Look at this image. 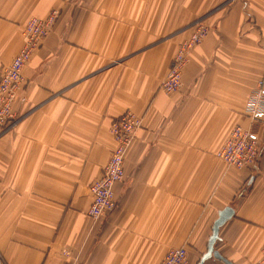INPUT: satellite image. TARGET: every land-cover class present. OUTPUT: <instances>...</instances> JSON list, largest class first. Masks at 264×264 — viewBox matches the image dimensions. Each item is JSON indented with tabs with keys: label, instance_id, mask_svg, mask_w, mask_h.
Returning a JSON list of instances; mask_svg holds the SVG:
<instances>
[{
	"label": "crops",
	"instance_id": "crops-1",
	"mask_svg": "<svg viewBox=\"0 0 264 264\" xmlns=\"http://www.w3.org/2000/svg\"><path fill=\"white\" fill-rule=\"evenodd\" d=\"M58 19L24 69L18 125L0 133V264H160L185 246L198 264L219 212L234 215L215 242L232 264L264 250L260 160L228 166L214 153L264 77V0H0V75L32 16ZM210 27L182 87L159 89L195 20ZM127 110L142 117L116 208L99 219L91 182ZM264 138V137H263ZM204 264H226L211 257Z\"/></svg>",
	"mask_w": 264,
	"mask_h": 264
},
{
	"label": "built area",
	"instance_id": "built-area-1",
	"mask_svg": "<svg viewBox=\"0 0 264 264\" xmlns=\"http://www.w3.org/2000/svg\"><path fill=\"white\" fill-rule=\"evenodd\" d=\"M49 21L33 18L27 27V44L17 55L12 64L5 68L4 76L0 81V123H4L11 116L12 99L15 97V89L21 81V70L30 57L33 47L36 46L43 35L48 31ZM207 29L199 25L189 39H185L177 51L175 62L168 73V78L163 87L166 91H173L181 84V71L185 65L184 54L192 47L195 40L201 42L206 36ZM29 46H32L30 49ZM33 48V49H32ZM245 114L254 122H261L264 136V81L252 93L245 105ZM141 125V118L134 112L128 111L119 117L112 125V133L117 145L108 162L103 168V173L90 186L92 203L89 215L99 219L107 213L112 212L117 206L114 194V186L125 178V153L135 137V130ZM259 134L242 127L234 126L225 142L217 150L216 155L227 164L242 168L254 164L259 153ZM161 264H188V251L184 246L168 250ZM264 264V263H262Z\"/></svg>",
	"mask_w": 264,
	"mask_h": 264
},
{
	"label": "rangeland",
	"instance_id": "rangeland-1",
	"mask_svg": "<svg viewBox=\"0 0 264 264\" xmlns=\"http://www.w3.org/2000/svg\"><path fill=\"white\" fill-rule=\"evenodd\" d=\"M58 16H59V14H58V11L57 10H53L52 12H50V14L47 16V17H45V18H41V17H37V16H32V17H30L28 20H27V22H26V24H25V26H24V29H23V38H24V41H23V45H22V47L20 48V50L16 53V55L12 58V60L8 63V64H6L4 67H3V69H2V72H1V75H0V81L2 80V78H3V76H4V72H5V68L6 67H8V66H10L11 64H12V62H13V60L17 57V55L25 48V46H26V44H27V41H28V39H27V35H26V30H27V27H28V24H29V22L33 19V18H38V19H41V20H44V21H49L51 18H52V20H51V23L49 24V27H48V31H47V33L45 34V35H43L42 37H41V39L39 40V42H38V44L36 45V46H34L32 49V52H31V55H30V57L27 59V61L25 62V64H24V66L22 67V70H21V81H20V83H19V85L17 86V88L15 89V97H13V99H12V102H11V104H12V114H11V116L9 117V118H7L6 120H5V122L4 123H0V133H5V132H8V131H10L11 129H13V128H15L17 125H18V123L20 122V120L22 119V117L20 118V116L18 115V113L16 112V105H17V102H18V100H19V93H20V90H21V88H22V86H23V83L25 82V76H24V69H25V67L27 66V64L29 63V61L32 59V57H33V55H34V53H35V51L38 49V48H40L41 46H42V44L44 43V41H45V39L48 37V35L50 34V32L53 30V28H54V26H55V24H56V22H57V19H58ZM199 25H203V26H205L206 27V29H207V34H206V36L201 40V42H199L198 40H195V42L194 43H191V45H192V47L190 48V49H188L184 54L186 55V60H185V65L183 66V68H182V71H181V75H180V78H181V84H180V86L177 88V89H175V90H173V91H166L165 89H164V87H163V85H164V83H165V81L167 80V78H168V73H169V71H170V69L172 68V66H173V64H174V62H175V56H177V51H178V49H179V47H180V44L185 40V39H189L191 36H192V34L196 31V29H197V27L199 26ZM188 27H191V33H190V35L187 37V38H185V39H183L180 43H179V45H178V47H177V50H176V52H175V55L173 56V59H172V61H171V64H170V67H169V69H168V72H167V75H166V77L162 80V82H161V84H160V86H159V89H161L163 92H165V93H167V94H171V93H174V92H177L178 90H180L181 89V87H182V77H183V72H184V69H185V67H186V65L188 64V62H189V60H190V54H191V52L197 47V46H199L205 39H206V37L208 36V34H209V31H210V27L203 21V19L202 18H200V19H198V20H195V22L194 23H192V25L191 26H188ZM32 46H29L28 48L30 49ZM263 82L264 81V77L263 78H261V80H259V82H258V84H257V86L252 90V92L249 94V96H248V98H247V100L249 99V97L252 95V93L254 92V90H256L257 89V87H259L260 86V82ZM128 111H131V110H127V111H125L124 113H122L120 116H118L116 119H114L113 120V122H112V124H111V127H110V130H111V133H112V125H113V123H114V121H116L119 117H121L122 115H124V114H126V112H128ZM245 111V110H244ZM133 112V111H132ZM135 113V112H134ZM138 115V114H137ZM139 116V115H138ZM140 118H141V125H142V117L141 116H139ZM251 122L253 123V124H256V125H258V128L259 129H254V128H251V127H244V126H242V127H244V128H246V129H249V130H252V131H254V132H256V133H258L259 134V136H258V148H259V153H258V156H257V161L254 163V164H257L258 162H259V160H260V157H261V153H262V151H263V148H262V139H264L263 137V133H262V126H263V124L261 123V122H254V121H252L251 120ZM141 125L135 130V137H136V133H137V130L141 127ZM237 125H239V124H237ZM236 126V125H235ZM112 135H113V133H112ZM229 136V135H228ZM113 137H114V135H113ZM135 137H134V139H135ZM114 140H115V138H114ZM134 141V140H133ZM132 141V142H133ZM132 144V143H131ZM116 145H117V142H116V140H115V146H114V148L111 150V152H110V154H109V156H108V159H107V161H106V163L108 162V160H109V157H111V153L113 152V150L115 149V147H116ZM130 147V146H129ZM129 149V148H128ZM127 152H128V150L126 151V153H125V160H126V156H127ZM216 152H217V150L215 151V153H214V155L217 157V158H219L217 155H216ZM219 159H221V158H219ZM222 160V159H221ZM223 161V160H222ZM223 162H225V161H223ZM105 163V164H106ZM226 163V162H225ZM227 164V163H226ZM254 164H252V165H254ZM228 166H233V165H230V164H227ZM252 165H250V166H252ZM105 166V165H104ZM104 166H103V168H104ZM233 167H235V168H239V167H236V166H233ZM247 167H249V166H247ZM247 167H242V168H247ZM124 168H125V161H124ZM102 171H103V169H102ZM125 172H126V170H125ZM103 172H101V174H102ZM100 174V175H101ZM125 176H126V174H125ZM100 177V176H99ZM98 177V178H99ZM98 178H96V179H98ZM95 179V180H96ZM94 180V181H95ZM124 180V179H123ZM122 180V181H123ZM93 181V182H94ZM122 181H119L118 183H120V182H122ZM93 182H91V184L93 183ZM91 184H90V186H91ZM117 184V183H116ZM115 184V185H116ZM90 186H89V189H90ZM115 187V186H114ZM91 191V190H90ZM114 194H115V191H114ZM116 197V196H115ZM117 200V199H116ZM92 203V202H91ZM90 208V207H89ZM88 212H89V210H88ZM181 247V246H180ZM185 247V246H184ZM173 248H175V247H173ZM188 251V250H187ZM165 257V256H164ZM163 260V259H162ZM162 262V261H161ZM262 263H264V250H263V256L261 257V259L258 261V262H256L255 264H262ZM161 264V263H160Z\"/></svg>",
	"mask_w": 264,
	"mask_h": 264
},
{
	"label": "water",
	"instance_id": "water-1",
	"mask_svg": "<svg viewBox=\"0 0 264 264\" xmlns=\"http://www.w3.org/2000/svg\"><path fill=\"white\" fill-rule=\"evenodd\" d=\"M234 215V209L231 206L223 208L218 215V218L214 221L212 227V233L209 237L207 244V251L203 253L198 264H204V262L211 258L215 257L224 261L226 264H232L227 258H225L218 250L215 249L214 245L216 240L219 238V229L220 227L229 220Z\"/></svg>",
	"mask_w": 264,
	"mask_h": 264
}]
</instances>
